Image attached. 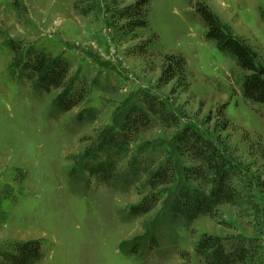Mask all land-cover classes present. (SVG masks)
<instances>
[{
    "label": "rangeland",
    "instance_id": "1",
    "mask_svg": "<svg viewBox=\"0 0 264 264\" xmlns=\"http://www.w3.org/2000/svg\"><path fill=\"white\" fill-rule=\"evenodd\" d=\"M75 1L0 0V190L7 184L12 194L6 198L5 192L0 193L4 217L0 245L45 239L47 255L37 264H208L194 248L206 232L251 239L250 257L235 264H264V105L243 98L242 70L205 39L193 7L197 1L208 5L264 64V21L259 10H264V0H152L151 28L135 34L120 29L123 22L108 10L112 0H94L89 14L79 13ZM118 1L122 7L134 0ZM9 39L67 56L72 73L91 84L85 101L51 118L59 90L39 95L30 83L11 77L15 53L7 46ZM143 43L148 46L140 47ZM166 53L186 57L188 88L181 86V80L162 79ZM94 79L100 87L93 85ZM144 90L166 101L180 124L142 130L131 153L147 163L171 158L178 168L192 165L188 153L180 156L176 151L178 132L191 124L232 157L245 179L252 181L255 195L240 206L220 204L214 218L202 215L188 225H175L176 237L165 233L162 246L155 249L144 239L149 235L144 225L162 217L165 200L184 182L181 175L158 188L162 197L158 205L140 216L129 210L148 192L141 185L144 177L133 186L116 187L97 184L86 172L79 181L69 175L102 128L120 120L133 104H142ZM90 106L97 109V119L77 123V112ZM141 240L138 254L127 253Z\"/></svg>",
    "mask_w": 264,
    "mask_h": 264
},
{
    "label": "trees",
    "instance_id": "2",
    "mask_svg": "<svg viewBox=\"0 0 264 264\" xmlns=\"http://www.w3.org/2000/svg\"><path fill=\"white\" fill-rule=\"evenodd\" d=\"M95 4L94 0H77L74 6L79 13L89 14L94 11ZM14 5L16 7V3ZM119 5L118 0H112L108 10L114 18L123 22L119 26L123 32L135 34L138 30L151 28L149 15L152 0H134L122 7ZM193 7L195 16L203 24L205 39L213 41L219 51L231 56L242 70L243 98L253 105H264V64L257 54L242 38L223 25L208 5L197 1ZM259 10L264 21V10L262 7ZM153 35L159 38L157 33L153 32ZM7 46L15 53L10 69L14 80L30 83L33 91L39 95L59 90L49 112L51 118H58L80 106L88 97L91 84L72 73L71 61L67 56L54 54L42 46L26 48L14 39H9ZM147 46L143 43L140 47ZM164 60L167 63L161 76L164 82L181 80V86L188 88L190 72L186 66V57L182 53H166ZM92 83L100 87L97 79ZM140 101L142 104L130 106L112 126L100 130L98 139L90 144L86 157L77 160L70 170L69 175L74 181H79L81 173L86 172L97 184L127 187L140 182L144 177L141 185L148 192L129 210L130 215L140 216L158 205L162 198L158 188L174 183L178 175H181L184 182L176 187V193L170 199L165 200L162 217L154 218L144 225L149 235L143 236L151 249L162 246L165 233H169L170 239L172 234L175 236L174 227L179 223L188 225L202 215L214 218L217 207L223 203L240 206L252 202L255 198L251 190L252 181L245 179L246 175L241 172L238 164L212 137L191 124L185 125L178 132L176 151L180 156L188 153L192 165L178 168L171 158L147 163V159L145 161L138 154L131 153V145L142 130L155 124L169 127L180 124L178 115L158 95L144 90L140 93ZM97 116L96 108L84 107L75 115V121L94 122ZM240 178L244 181L242 185ZM2 192H5L6 198L12 197L9 185H4L0 190ZM0 213V219H4L3 213ZM141 244L142 240L135 242L127 253L138 254ZM252 244L253 241L245 237H221L205 232L199 236L194 248L208 264H235L243 263L250 257L254 246ZM47 251L46 240L42 238L0 245V264H37L46 257Z\"/></svg>",
    "mask_w": 264,
    "mask_h": 264
}]
</instances>
